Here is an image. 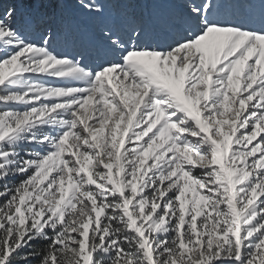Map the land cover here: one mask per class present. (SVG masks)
I'll return each instance as SVG.
<instances>
[{
    "label": "snow or ice",
    "instance_id": "1",
    "mask_svg": "<svg viewBox=\"0 0 264 264\" xmlns=\"http://www.w3.org/2000/svg\"><path fill=\"white\" fill-rule=\"evenodd\" d=\"M0 264H264V0H0Z\"/></svg>",
    "mask_w": 264,
    "mask_h": 264
}]
</instances>
